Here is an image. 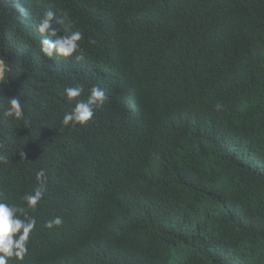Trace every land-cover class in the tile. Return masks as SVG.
<instances>
[{
    "label": "trees",
    "instance_id": "1",
    "mask_svg": "<svg viewBox=\"0 0 264 264\" xmlns=\"http://www.w3.org/2000/svg\"><path fill=\"white\" fill-rule=\"evenodd\" d=\"M31 1L0 0V194L47 191L9 264H264V0H34L83 33L72 71L26 42ZM76 85L106 99L65 126Z\"/></svg>",
    "mask_w": 264,
    "mask_h": 264
},
{
    "label": "clouds",
    "instance_id": "2",
    "mask_svg": "<svg viewBox=\"0 0 264 264\" xmlns=\"http://www.w3.org/2000/svg\"><path fill=\"white\" fill-rule=\"evenodd\" d=\"M32 3V5H30ZM30 4L22 3L20 5L21 15L25 21L22 33L26 42L32 49L41 48V51L49 57L54 54L64 64H73L75 68L78 59H83L82 55L77 54L80 51L79 42L83 39V33L79 30L71 32L69 35L57 37L56 29L53 27V21L63 23L56 19V13L49 10H40L39 4L32 0ZM53 37H56L53 39ZM0 84L5 79L7 65L0 56ZM0 64V65H1ZM84 91L82 85H76L65 88V95L69 101L76 100L75 107L65 113L62 123L68 125H87L94 117V106L102 105L106 99L105 92L98 86L90 90L87 100H77ZM8 108L5 115L15 120H24V109L19 95L8 99ZM219 107V105H217ZM27 125V122H25ZM24 157V152L22 153ZM8 157L0 152V164H7ZM37 186L30 193L23 195L24 205L11 203L8 198L0 194V264H9V260L15 258L17 261H23L28 254V243L30 235L36 227V218L29 215V210L35 211L38 204L43 200L47 191L46 173L43 169L37 171ZM63 223L62 217H54L44 225L48 229L59 227Z\"/></svg>",
    "mask_w": 264,
    "mask_h": 264
},
{
    "label": "bare ground",
    "instance_id": "3",
    "mask_svg": "<svg viewBox=\"0 0 264 264\" xmlns=\"http://www.w3.org/2000/svg\"><path fill=\"white\" fill-rule=\"evenodd\" d=\"M164 60H165V59H164ZM68 65H69L70 70L72 71L71 67H72L73 64L71 63V64H68ZM153 66H154V65H153ZM65 69H67V68H65ZM135 111H136V110H135ZM135 111H133V116H134V117H136V116H135V114H136ZM253 158H254V157H253Z\"/></svg>",
    "mask_w": 264,
    "mask_h": 264
},
{
    "label": "rangeland",
    "instance_id": "4",
    "mask_svg": "<svg viewBox=\"0 0 264 264\" xmlns=\"http://www.w3.org/2000/svg\"><path fill=\"white\" fill-rule=\"evenodd\" d=\"M30 5H32V3H31ZM0 64H1V63H0ZM0 66H2V64H1Z\"/></svg>",
    "mask_w": 264,
    "mask_h": 264
}]
</instances>
